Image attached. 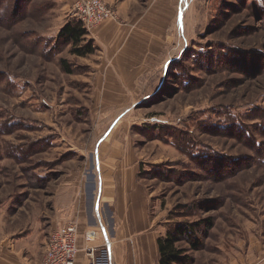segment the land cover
<instances>
[{
  "label": "rangeland",
  "instance_id": "obj_1",
  "mask_svg": "<svg viewBox=\"0 0 264 264\" xmlns=\"http://www.w3.org/2000/svg\"><path fill=\"white\" fill-rule=\"evenodd\" d=\"M75 2L0 0V221L79 226L100 153L138 170L149 232L194 228L187 264H264V0H139L171 41L137 94L58 42Z\"/></svg>",
  "mask_w": 264,
  "mask_h": 264
},
{
  "label": "crops",
  "instance_id": "obj_2",
  "mask_svg": "<svg viewBox=\"0 0 264 264\" xmlns=\"http://www.w3.org/2000/svg\"><path fill=\"white\" fill-rule=\"evenodd\" d=\"M106 2L115 9L118 20L106 21L88 36L94 40L96 47V79H121L120 83L110 84L111 87L119 88L113 91L115 93H144L151 86L145 80L157 78L158 71L152 65L168 63L171 41L167 34L168 28L156 22L159 15L155 7H150L152 22H143L144 16H139V0ZM177 27L180 28L179 40L182 41V27L178 22ZM91 56L86 58L91 60ZM99 154L96 158L98 193L93 207L83 211L80 218L79 245H86L88 232H96L97 237L91 245H96L97 250L101 247V239L105 244L112 243V250L110 246L106 247L104 255H100L98 250V257H108L111 264H153V256L159 254V236L147 229V199L138 182V170L128 163L117 161L116 157L110 159L116 166L110 165V162L103 176ZM116 154L113 152V155ZM27 225L10 229L0 221V264L42 262L49 235L60 226L50 230L52 227L43 226L39 220ZM78 264H87L84 255H80Z\"/></svg>",
  "mask_w": 264,
  "mask_h": 264
},
{
  "label": "built area",
  "instance_id": "obj_3",
  "mask_svg": "<svg viewBox=\"0 0 264 264\" xmlns=\"http://www.w3.org/2000/svg\"><path fill=\"white\" fill-rule=\"evenodd\" d=\"M73 15L88 31L108 20H118L115 9L104 0H76ZM96 237V232H89L85 237L86 245L81 247L79 226L76 223L60 226L50 233L40 264H78L80 255H84L87 264H111L106 257L103 259L97 256V248L91 245Z\"/></svg>",
  "mask_w": 264,
  "mask_h": 264
},
{
  "label": "trees",
  "instance_id": "obj_4",
  "mask_svg": "<svg viewBox=\"0 0 264 264\" xmlns=\"http://www.w3.org/2000/svg\"><path fill=\"white\" fill-rule=\"evenodd\" d=\"M88 33L84 29L82 22L75 21L68 23L60 32L58 42L65 47H72L73 55L86 58L94 55L96 47L94 43L86 40ZM83 43H86L83 45ZM67 67V71H70L67 62H64ZM195 230L193 227L179 228L174 231H170L166 237L158 240L159 248V264H187L189 258L184 255L185 251L178 248V244L184 240L193 238ZM193 246L198 247L199 242L193 243Z\"/></svg>",
  "mask_w": 264,
  "mask_h": 264
},
{
  "label": "bare ground",
  "instance_id": "obj_5",
  "mask_svg": "<svg viewBox=\"0 0 264 264\" xmlns=\"http://www.w3.org/2000/svg\"><path fill=\"white\" fill-rule=\"evenodd\" d=\"M108 258V257H107Z\"/></svg>",
  "mask_w": 264,
  "mask_h": 264
}]
</instances>
